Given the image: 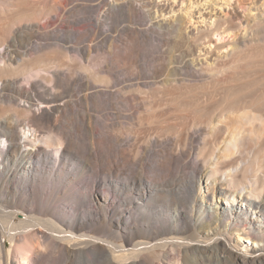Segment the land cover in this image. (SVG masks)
<instances>
[{
	"label": "bare ground",
	"instance_id": "bare-ground-1",
	"mask_svg": "<svg viewBox=\"0 0 264 264\" xmlns=\"http://www.w3.org/2000/svg\"><path fill=\"white\" fill-rule=\"evenodd\" d=\"M27 1L82 24L84 32L69 31L82 59L100 35L114 39L115 53L105 59L106 75L94 78L86 65L17 63L18 51L0 42V187L18 176L17 186L33 190L28 210L15 194L13 207L22 210L3 215L0 196V264H196L219 243L244 264L264 263V0L245 10L239 0ZM150 39L160 42L156 64L142 51ZM122 67L129 78L120 76ZM101 98L136 107L138 126L101 134L64 118L73 106ZM5 104L11 106L3 112ZM130 142L124 162L138 177L131 181L140 183L136 196L116 188L113 178L124 168L110 162L117 144ZM81 144L89 168L77 163L76 176L89 180L92 223L56 217L35 200L44 178L72 173L69 157ZM101 164L108 177L99 175ZM173 164L174 175L154 169L170 173ZM182 185L191 194H182ZM168 188L181 196L168 198ZM124 196L137 198L136 206H118ZM82 210L75 217L85 218ZM37 250L42 257L31 262Z\"/></svg>",
	"mask_w": 264,
	"mask_h": 264
},
{
	"label": "rangeland",
	"instance_id": "rangeland-1",
	"mask_svg": "<svg viewBox=\"0 0 264 264\" xmlns=\"http://www.w3.org/2000/svg\"><path fill=\"white\" fill-rule=\"evenodd\" d=\"M251 1L252 0H239L238 4L241 5L242 10H245L248 7V3ZM87 15L89 16L90 14ZM71 30L75 31L77 33L76 35H78L80 32H84L82 24H78L75 17L70 16L69 14H62L59 17H50L45 13V11L42 9V5L40 4L29 1L26 2V0H0V42H4V46L9 47V50L18 51V53L16 52L19 59L16 60L17 63L25 61L27 64L33 65L39 60H44L48 64L59 63L65 67L70 66L71 68L80 71L83 70L82 65H86L88 66V69L86 70L88 76L96 78V76L99 77L101 75H106L104 70L106 66L105 59L114 55L115 53L114 39L112 37H106L105 35L98 36L95 40V42H97L96 47L92 49V51L86 50L84 53V58L82 59L81 55L77 51V47H80L81 45L78 44L79 42L72 34H69V31ZM13 37H17L18 40L14 42ZM87 39L88 40L84 44L88 45L91 43L92 37ZM159 43L160 42L157 40L150 39L146 43H143L142 46V51L148 55H151L150 58L153 59L152 63L154 64L157 63L156 58L159 56ZM27 49L30 50V54L24 56L23 54ZM141 64H144L143 60H141ZM94 65L99 67V69H97L99 71L97 75L95 73V69H93ZM118 70L122 78H129V71L127 69L122 67ZM146 73L147 70L142 72V74ZM25 82L26 81L23 80L21 83ZM73 89L76 90V93L78 94L77 86L73 85L70 90ZM84 92H82L81 95H83ZM71 93L73 94V92ZM157 99V97L154 98V100ZM138 100L139 98L136 99V102ZM113 104H115V101L108 102V100L101 98L99 101L95 100V102H90L89 105L84 104L73 106L72 113L69 115H64V118L70 119L75 124L84 125L90 131L94 130L101 134H106L115 128L138 126L137 117L139 116V113L137 112L136 107H126L123 104ZM10 106L11 105L6 104L3 105V108L5 109L3 112L8 110ZM119 108L122 109V112L126 114L128 118H118L117 115L120 112ZM53 138H58V135H55ZM89 143V139L85 138V144L88 145ZM131 143L132 142L127 145L117 144L116 147L118 149V155L116 154L115 156L110 157L111 161H109L117 165L119 164L124 168L122 173H119L113 178L115 181H117L116 188L121 189L124 192L131 193V196H136V193H138L140 187V183L132 184L131 181H134V178L138 177L132 176L129 171L126 170V168H128L130 165L124 162V157L127 155L128 151L132 149ZM83 145L84 144H81V146L78 148V152L74 150L73 154H71L69 157V164L71 165V168H73L72 173H70V170L67 169L64 171V174H62L64 179H59L56 177L54 178L56 180L51 183L50 176L44 178L42 183L35 188V191L38 195L35 200L38 203L40 201L44 202L41 204L39 203L40 206L49 205L51 208H53L52 212L56 217L62 216L71 220L72 222H75L78 219L86 220L87 222L92 223L97 217L96 211L94 209L96 204L86 201L84 197V195H87L91 191L90 188H86V182H89V180L85 179L84 177L78 178L76 176L77 163L84 165V172H86L89 168L87 166L85 167V164L87 165L86 160L81 157V153L87 148H83ZM158 158L164 160V157L159 156ZM100 159L106 161L108 160V157L102 156ZM96 167L98 168L97 171L99 172L100 176L108 177L110 175L104 164L97 165ZM154 169L162 173L174 175L177 165L173 164L170 173L168 171L160 170L156 167H154ZM190 175L191 174L188 173V177H190ZM67 177L74 178L77 183L75 182L71 187L67 186L65 180ZM13 179L14 180L12 181L14 184L13 182H10L0 187V196L4 198V200L1 202V209L3 210L1 215L6 214V212L10 210H22V208L28 210V200L32 199V188L24 192L21 187L17 186L18 183L21 182V179L18 176L13 177ZM142 180L144 183H150L151 181L147 179ZM80 181L82 182V185H80ZM128 183L131 185L130 187L128 186ZM98 188L99 186L97 184L94 189ZM62 189L66 193H69L68 196H70L65 198L66 195L61 193ZM180 189L182 194L187 192L191 194L189 187L186 188L182 185L180 186ZM101 190L104 191L105 187H101ZM168 190L169 192L166 194L168 198L176 199L181 196L177 188H168ZM15 194H18V200L25 199L26 203L22 205V208L13 207V201L16 200V198H14ZM135 201H137V198ZM135 201L133 197L131 200L130 198H126L124 196V199H118L117 205L128 208L135 207ZM45 202L47 204H45ZM63 202L67 203L68 205L66 206ZM124 202L126 203V206L123 205ZM83 208L87 209L85 218H83V216L75 217L76 209L77 211L82 212ZM206 208L207 210L213 209L212 205L210 204H207ZM25 213H28V211ZM40 230L43 231L45 229L41 227ZM234 233L233 237L236 235V233L235 235ZM219 244L217 246L220 248L216 246L214 251H210L209 254L203 251L202 254L205 255L203 261H197L196 258L192 259V261H197L196 264H244L240 260H236V256L234 254L225 250L226 248L224 247V244ZM221 245L224 249L221 247ZM36 252L37 254L30 258L31 262H34V258L37 255L42 257L38 250ZM160 261L161 260L158 262L159 264H166L165 262ZM73 264L78 263L74 261ZM245 264L256 263L246 262Z\"/></svg>",
	"mask_w": 264,
	"mask_h": 264
}]
</instances>
